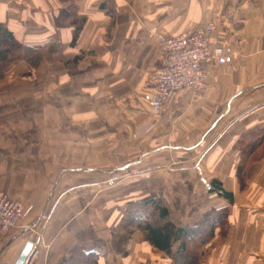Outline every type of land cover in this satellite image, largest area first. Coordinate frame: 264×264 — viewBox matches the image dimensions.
Wrapping results in <instances>:
<instances>
[{"label": "crops", "instance_id": "obj_1", "mask_svg": "<svg viewBox=\"0 0 264 264\" xmlns=\"http://www.w3.org/2000/svg\"><path fill=\"white\" fill-rule=\"evenodd\" d=\"M209 21L227 63H206L205 90L174 92L155 115L161 38ZM0 23L58 47L38 67L7 66L27 87L0 81V189L26 210L0 235V264L28 242L25 264H264V0H0ZM251 141L263 150L239 175ZM152 194L169 211L157 226L186 233L169 251L142 230L116 247L128 202Z\"/></svg>", "mask_w": 264, "mask_h": 264}, {"label": "built area", "instance_id": "obj_2", "mask_svg": "<svg viewBox=\"0 0 264 264\" xmlns=\"http://www.w3.org/2000/svg\"><path fill=\"white\" fill-rule=\"evenodd\" d=\"M214 28V22L209 21L192 31L161 38L163 66L150 74V103L155 115L161 113L174 92L188 90L198 96L205 90L208 84V73L204 67L206 63H227L226 51L222 47L210 45ZM25 213V207L19 200L0 189V235L16 226Z\"/></svg>", "mask_w": 264, "mask_h": 264}, {"label": "trees", "instance_id": "obj_3", "mask_svg": "<svg viewBox=\"0 0 264 264\" xmlns=\"http://www.w3.org/2000/svg\"><path fill=\"white\" fill-rule=\"evenodd\" d=\"M61 13L57 17V23L61 24L63 21H61ZM78 31L75 32L73 36L72 43L75 42L77 37ZM0 78H3L5 76V69L7 68V65L14 62V58H12L14 48L17 47L20 48L22 51L30 49L36 50L37 54L34 60H31V58L27 57L26 54H24L23 57H19L20 61L24 60L27 61L33 68L38 67L41 64V61L44 58H49L53 55V52L58 49L57 46L51 45L50 48L42 47V48H34L30 46H25L23 43L18 41L12 34L11 31L7 29L6 26L0 23ZM41 52L48 53L47 56H43ZM261 145H257L255 141H251L242 148L244 157H242V161L240 162L239 167V175H243L245 172V168L248 164V161L250 159H254L255 154L258 153L259 148ZM211 191H216L218 195L225 197L226 199H233V194L230 191H227L221 184L214 181L211 184ZM218 211L221 213V215L225 218L226 212L223 209V211H219L217 208H213L208 213L211 214L213 212ZM169 215V211L166 206L163 205L162 200L160 197H150L145 200H139L134 199L130 200L128 202V205L123 211L121 220L117 223L116 226V232H117V240L116 241V247L118 246V241L122 240L125 236H128L129 233H132L136 230H142L144 231L149 239L152 240V242L157 245L163 246L167 251H169L171 246V241L174 235L179 234L180 231H186L188 230L186 227H179L178 230L175 228L174 224L171 221L164 222L162 225H158L156 223V218H167ZM166 220V219H164ZM211 224V223H209ZM179 232V233H178ZM181 235V234H180ZM120 236V240H118V237ZM116 239V237H115ZM118 250V248H117ZM93 256L92 262L84 261L83 263H77V264H92L95 263L96 257L95 254H91Z\"/></svg>", "mask_w": 264, "mask_h": 264}, {"label": "rangeland", "instance_id": "obj_4", "mask_svg": "<svg viewBox=\"0 0 264 264\" xmlns=\"http://www.w3.org/2000/svg\"><path fill=\"white\" fill-rule=\"evenodd\" d=\"M14 48V51H13V55H12V58L16 59L14 60V62L8 64L7 66L11 65V64H16V63H19L20 62V56L23 57L24 54H26L27 57L31 58V60H34V58L36 57V50L34 49H30L28 48L27 52L26 51H22L20 48H17V47H13ZM43 54V56H47L48 53H45V52H41ZM45 59V58H44ZM22 61V60H21ZM42 64V63H41ZM40 64V65H41ZM39 65V66H40ZM35 68V67H34ZM6 76H4L3 78H0V81L3 82V87H27L28 84L25 82L27 81L26 79H22L23 78V75H18V76H13L11 75V77H9L7 74H5ZM14 75H17V74H14ZM25 80V81H24ZM33 86V85H32ZM35 86V84H34ZM37 86V85H36ZM263 149L261 148L259 150V152H261ZM123 177H128L127 175H124L122 173H117L116 175V181L118 180H122ZM104 177H101V182H106V178L105 179H102ZM118 189V188H117ZM150 193V192H149ZM153 193V192H152ZM119 194L122 196V199H123V190L121 189V191L119 192ZM153 197H154V194H152ZM118 210V209H117ZM11 230V229H10ZM9 230V231H10ZM8 231V232H9ZM7 232V233H8ZM4 235V234H3Z\"/></svg>", "mask_w": 264, "mask_h": 264}, {"label": "water", "instance_id": "obj_5", "mask_svg": "<svg viewBox=\"0 0 264 264\" xmlns=\"http://www.w3.org/2000/svg\"><path fill=\"white\" fill-rule=\"evenodd\" d=\"M32 247H33V243L28 242L15 264H25Z\"/></svg>", "mask_w": 264, "mask_h": 264}]
</instances>
